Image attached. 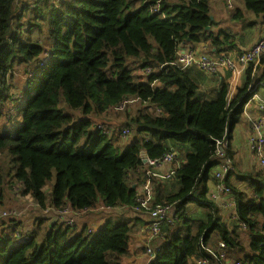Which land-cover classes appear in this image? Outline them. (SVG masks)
Listing matches in <instances>:
<instances>
[{"label": "trees", "instance_id": "trees-1", "mask_svg": "<svg viewBox=\"0 0 264 264\" xmlns=\"http://www.w3.org/2000/svg\"><path fill=\"white\" fill-rule=\"evenodd\" d=\"M210 1L33 0L23 31L19 19L29 6L18 10L19 0H0V108L13 65L24 64L27 72L34 61L39 66L25 90L16 131L0 133V155L12 156V173L0 161V203L9 180L41 210L134 211L136 184L147 179L143 157L161 160L172 153V175L150 177L151 205L169 206L173 216L172 223L161 225L160 250L149 264H264V174L255 167L239 170L230 147L253 91L264 88V55L245 67L232 97L225 80L209 82L215 73L175 64L181 48L199 44H207L205 52L216 58L242 52L232 33L212 32ZM239 1L254 19L264 17V0ZM244 11L234 8L230 20L254 27V21L245 22ZM40 22L48 48L21 37L41 28ZM131 100L140 107L124 113L121 126L128 133L131 128L134 137L121 151L115 145L121 137L97 129L93 118L119 112L107 109L127 101L124 110ZM226 141L225 159L234 169L222 183L235 201L231 224L206 197L212 168L222 164L217 143ZM131 233L126 219L96 232L60 224L45 232L40 244L35 231L17 244L0 236V264H121Z\"/></svg>", "mask_w": 264, "mask_h": 264}, {"label": "crops", "instance_id": "crops-1", "mask_svg": "<svg viewBox=\"0 0 264 264\" xmlns=\"http://www.w3.org/2000/svg\"><path fill=\"white\" fill-rule=\"evenodd\" d=\"M227 1V6H226ZM211 0L215 5L210 6L211 16L215 21V26L212 28L213 33H217L221 30H225L226 32L232 33L237 40V47L239 50L244 51L248 47H250L260 36L263 25H264V17H260L259 19H252L256 23L254 27L245 28L242 25H239L229 18V14H227L219 5L218 2H222L225 5L226 9L233 10L234 8H239L240 6L237 3L241 4L239 0ZM210 2V3H211ZM217 2V3H216ZM230 4V7L228 6ZM242 6V4H241ZM240 9L243 10L241 7ZM244 14L246 15L245 11ZM207 44H199L196 46V50H203ZM231 57H235L234 54H229ZM243 71L238 75H233L230 73L222 64L217 67V71L215 76L209 79L212 85H216L221 79L225 80L229 84V97H232L234 94L236 87L240 86L242 83ZM257 98L253 100V102L247 103L244 107V111L242 113V117L244 122L248 126V130H244L239 122L234 126L232 137L230 141V147L234 151L235 162L238 164V168L241 171H246L251 169L252 167H256L255 159L250 153L247 146V138L250 133V122L249 117H256L259 115H263L258 111V104L260 101H264V88L261 91H255ZM79 117V115H78ZM93 124L106 123L108 125L117 126L119 121L113 119L109 121H105V119H95ZM94 124V125H95ZM172 164H163L155 169L157 174H164L169 171V167ZM232 170L234 169L231 164ZM218 167L212 171H218ZM257 169V167H256ZM261 169L264 174V169ZM258 170V169H257ZM231 183L234 185L240 186L241 183L236 180V178H231ZM142 185L136 184V190L140 188ZM214 178H211L207 182V191L210 193L215 190ZM220 209L221 215H226L230 217L232 213V209H227L223 207L220 203H216ZM17 202L15 200H10V209L18 210L20 215L17 217L15 221H11L10 223L3 222L0 223L1 231L5 230L6 227H16L17 225H22L26 231L34 230L35 226L41 223L42 221L47 222L46 231L52 229L60 225L63 221L58 218L57 211L52 209L51 207H47L45 210H41L35 203H23L20 207L16 208ZM8 208V209H9ZM67 218H73L75 220V225L79 229L88 227L92 231L96 232L101 229L107 222H113L114 219H128L132 224V233L130 235V243L128 247L127 255L122 259L121 264H149L151 259L146 253V248L150 245H160V240L158 237L151 238L146 227L149 223V217L147 214H138L135 211L130 209H114L109 213L105 211V213L101 212V208H97L91 210L86 213L73 214L70 211L65 215ZM224 217V216H223ZM226 221H229L227 218ZM2 224V225H1ZM34 232V231H32ZM29 233L20 235L23 239ZM20 238V239H21Z\"/></svg>", "mask_w": 264, "mask_h": 264}, {"label": "built area", "instance_id": "built-area-1", "mask_svg": "<svg viewBox=\"0 0 264 264\" xmlns=\"http://www.w3.org/2000/svg\"><path fill=\"white\" fill-rule=\"evenodd\" d=\"M230 7V4H228ZM206 46L203 50H191L189 48L180 49L177 52L175 64L181 68L185 67H196L199 70L207 73H216L217 67L222 64L230 73L238 75L242 69L251 63H257L260 56L264 55V25L259 38L247 49L242 51L235 57L230 55H222L221 58L211 57L205 52ZM145 73H149V69H145ZM257 98L255 93L252 94L250 100ZM127 101H123L117 107H109L107 110L115 109L117 111L123 110ZM244 111V110H243ZM258 111L263 113L256 117H249L250 121V133L247 138V146L250 153L255 157L256 163L260 168L264 169V101H260L258 104ZM95 127L101 130L103 133L110 134L114 133L120 137H124L128 134L127 126H112L106 123L96 124ZM228 145L227 141L224 143H217V156L221 158L222 164L218 166V171L213 172L214 178L218 181L215 186V190L208 192V198L213 200L215 203H220L227 209H232L230 216L234 218L235 201L230 195V188L222 183L224 176L232 170L231 164L225 159L224 148ZM174 159V154L169 153L165 155L161 160H149L143 158V169L146 173V181L142 184L136 192L137 206L134 207V211L138 214H147L149 217V223L146 227L151 238L158 237L160 233V227L164 222L172 223V210L169 206H152V192L150 177H158L160 179H167L172 175V171H168L162 175L157 174L155 169L163 164H171ZM230 195V196H229ZM101 208V207H100ZM103 208H101L102 210ZM107 210V209H104ZM69 208H65L61 211H57L58 218L63 221L65 225L73 226L75 220L73 218H67L65 215L68 213ZM73 214V211H71ZM6 214H0V219ZM241 228L244 229V224H240ZM17 238L20 237L19 233H15ZM223 243H219V248H224ZM160 250V245H150L146 248V253L152 260L157 251ZM220 256L224 258V252L220 253ZM197 264H207L204 260H199ZM239 264V263H236Z\"/></svg>", "mask_w": 264, "mask_h": 264}, {"label": "rangeland", "instance_id": "rangeland-1", "mask_svg": "<svg viewBox=\"0 0 264 264\" xmlns=\"http://www.w3.org/2000/svg\"><path fill=\"white\" fill-rule=\"evenodd\" d=\"M32 2H33V0H19L18 5H17L18 10H20L21 7L29 6V9H27L24 13H22L21 18L19 19V22L23 24V29H22L23 31H26L28 29V26L25 22L29 18V10L32 8ZM241 4L237 3V5L240 6L239 8H241V7L243 8V5L241 6ZM213 5H215V3L211 2L210 6H213ZM218 5L227 14H231L232 10L226 9L225 5L222 2H218ZM245 13H246V15L244 14L245 22L246 23L251 22V20L254 18L252 13H250L249 11H245ZM40 23L42 24L41 28H39V29L33 28L30 32H23L21 37L22 38L30 37L33 41L40 43L44 48H48L46 25L42 22H40ZM38 67L39 66H38L37 61H34L32 63V66L30 67V71L27 72L25 70L26 66L24 64L15 63L13 65L12 70H11V74H10L11 77H8V76L6 77L5 82H6V86L8 88L6 89L5 92H6V95L8 96V98H7L6 103H4V105L0 108V113L3 114L1 119H0V133L1 134L5 133V132L14 133L16 131L17 126L20 124L21 116H20L19 108L22 107V105L24 104V101L27 97L25 95V90L30 88V81L38 73ZM138 73L140 74L141 72L139 71ZM138 73H137V71H135V74H138ZM262 89L263 88L259 89L258 91H261ZM250 102H253V100H250L248 103H250ZM139 107H140V104L136 100L135 101L131 100L129 102L127 108H125L123 111L108 112V114L106 113L104 115V119H105V121L115 119V120L119 121L120 124H118V125L120 127L125 122V120L123 119L124 113L125 112H129V113L135 112L137 110V108H139ZM74 115H75V117H78V115L80 117V113H78V112H75ZM95 121H97V120H95ZM238 122H239V125L244 130H246V131L248 130V126L244 122V119L242 116H240ZM129 130L130 131L127 134V136H124V137H121V138L115 140V145L120 146L121 151L123 150L124 146L126 145L125 144L126 141L130 142L132 140V138L134 137V135H132L131 128H129ZM120 150H119V152H120ZM143 158H146V157H143ZM254 159H255V157H254ZM0 161H5L6 162L5 165L7 168L6 172L9 171V173H12V169H11V167H12V156L11 155H5V154L0 155ZM255 162H256V160H255ZM256 165H257V163H256ZM256 167L259 170L260 167L259 166H256ZM214 169H215V167L212 168V171ZM53 181H54V179L49 181L44 186L45 191H48L50 189ZM9 182L10 181L8 180V183L6 185H4L5 197H4V200L2 201V203H0V214H3V213L6 214L3 218L0 219V223L4 221L3 224L5 223L6 220H7L6 222H8V223H10L11 221H15L17 219V217L20 215L18 210L9 208L10 200H15L17 202L16 208L20 207L23 203H34L32 197L30 195L20 194V186L17 182H15L16 184L13 181H11L10 183ZM12 184H15V186H13ZM242 187L243 186H241V188ZM206 197H208V191H207ZM69 210H70V208H69ZM223 216H224L225 220H227V218L231 217V216L227 217L226 215H223ZM123 221H124V219H114L113 218L112 224H117V223H120ZM227 222L230 224L232 223V221H227ZM46 229H47V222L42 221L41 223H39L38 225L35 226L34 230H31L29 232L30 233H32V231L36 232V235H37L36 241L38 244H40V241H41L43 235L45 234V232H47ZM16 232L19 233V235L29 233L28 231H26L24 229V227L22 225H17L16 227H12V228L6 227L5 230H2V231H1V227H0V236L3 237V236L7 235V236L11 237L13 244H17L20 242V240H24V239H22L23 237L17 238L15 236ZM242 237L244 239L246 237V235H244V233H243Z\"/></svg>", "mask_w": 264, "mask_h": 264}, {"label": "water", "instance_id": "water-1", "mask_svg": "<svg viewBox=\"0 0 264 264\" xmlns=\"http://www.w3.org/2000/svg\"><path fill=\"white\" fill-rule=\"evenodd\" d=\"M209 17H210V20L213 19V17H212L211 15H210ZM206 29H209V27H207ZM253 93H255V92L253 91ZM134 187H135V186L133 185L132 188H134ZM61 224H64V223L62 222Z\"/></svg>", "mask_w": 264, "mask_h": 264}]
</instances>
